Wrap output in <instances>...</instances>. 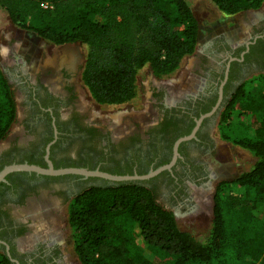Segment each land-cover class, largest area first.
Wrapping results in <instances>:
<instances>
[{
	"label": "trees",
	"instance_id": "1",
	"mask_svg": "<svg viewBox=\"0 0 264 264\" xmlns=\"http://www.w3.org/2000/svg\"><path fill=\"white\" fill-rule=\"evenodd\" d=\"M212 1L222 12L235 14L256 9L264 0ZM163 2L160 6L159 0H0V8L13 24L49 43L80 42L84 46L82 85L96 103L121 104L136 97L137 74L143 66L155 77L167 75L195 50L199 27L188 2ZM256 79L264 80V73L247 81ZM244 83L223 105L218 127L223 139L247 150L255 161L248 170L215 185L205 239L199 241L180 229L173 212L158 202L159 174L143 181L120 182L88 177L84 183L95 182L78 189L67 207V222L74 231L73 250L81 264H163L150 260L145 250L172 256L171 264H222L226 256L241 258L245 252L252 259L250 264H264V240L246 250L227 224L228 214L237 210L253 219L264 217V93L250 96ZM254 115L261 117L256 121ZM15 116L13 91L0 68V140L9 133ZM234 117L246 127L252 125V139L226 133L227 120ZM85 162L88 169H94L91 159ZM66 166L80 167L72 161L54 165ZM128 169L127 164L124 168L116 165L109 173L132 174ZM70 176L77 175L52 177ZM232 187L251 192L253 197L226 193ZM0 264H13L4 251H0Z\"/></svg>",
	"mask_w": 264,
	"mask_h": 264
},
{
	"label": "flooded vegetation",
	"instance_id": "2",
	"mask_svg": "<svg viewBox=\"0 0 264 264\" xmlns=\"http://www.w3.org/2000/svg\"><path fill=\"white\" fill-rule=\"evenodd\" d=\"M251 27L240 42L217 35L202 48L196 45L175 83H161L151 73L144 87L147 112L128 114L116 123L97 119L81 106L80 42L46 44L36 58L13 52L24 46L8 45L6 65L0 63V68L13 91L16 129L2 139L8 142L0 147V167L13 162L46 166L48 147L53 167L72 161L87 168L85 160L91 159L93 168L102 171L125 164L132 173L147 171L167 163L180 137L175 135L187 129L190 133L195 119L219 100L213 113L201 119L195 137L179 144L171 170L158 173L156 184L160 192L163 186L172 188L171 195L187 209L194 206V188L211 187L213 205L215 185L222 180L208 163L215 152L214 117L249 72L264 70V13ZM52 176L61 175L13 171L0 182V251L8 253L13 264H69L62 207L87 178ZM61 191L60 197L52 195Z\"/></svg>",
	"mask_w": 264,
	"mask_h": 264
},
{
	"label": "rangeland",
	"instance_id": "3",
	"mask_svg": "<svg viewBox=\"0 0 264 264\" xmlns=\"http://www.w3.org/2000/svg\"><path fill=\"white\" fill-rule=\"evenodd\" d=\"M164 0H159V5H164ZM192 10L193 15L198 21L199 35L197 46L202 48L207 45L211 38L221 35L229 42L242 41L244 37L250 34L252 24L256 23V17L258 14L264 13V3L256 9L240 11L235 14H226L222 12L214 4L212 0H186ZM254 27L252 28V30ZM16 42V43H15ZM15 44L17 46H24V49L14 47L13 52L25 56V58H36L39 54H43V50H46V44L49 42L41 39L35 33L23 30L13 24L9 19L7 13L0 8V63L6 65V57L8 55V45ZM26 46L28 47L25 50ZM82 54H84V46L81 45ZM188 56L184 57L177 69L167 75L157 77L161 83H175L181 78L186 69V63L188 62ZM151 70L145 65L137 74L138 93L132 100L121 104H99L93 101L89 95L87 89L80 83V103L82 108L86 112L94 114L93 117L112 120V122H119L121 117H129L131 114H137L139 112H147L146 104V92L144 87L149 83L151 79ZM264 73V70L251 71L241 81H245L243 87L245 93L256 97L260 93H264V80L256 79L253 81H247L250 77ZM129 114V116H128ZM261 115H254L253 119L258 120ZM219 116L215 115L212 136L214 139L215 152L212 156H208V163L211 170L217 175V179H232L241 172L248 170L255 161V158L247 150L241 148L238 145H234L229 141L221 137L219 127ZM252 125L246 127L244 123H239L236 118L227 120L225 131L231 137H242L245 139L253 138ZM16 129V125L13 124L10 129V136ZM120 131V129H118ZM9 134V133H8ZM9 136V135H7ZM8 140H0V147L4 146ZM91 180L85 183H90ZM95 182V181H92ZM82 187V186H81ZM80 187V188H81ZM79 188V189H80ZM211 187H198L194 188V206L191 209H187L179 202L180 198L175 199L171 195L172 188L164 187L163 192L160 190L157 193V200L165 208L171 210L174 214L177 225L180 229L185 230L192 234L197 240L203 241L208 234L211 219H212V202H211ZM54 197L57 195L60 197L59 192L57 194L52 192ZM75 193V192H74ZM226 193L237 194L241 197L248 195V198H252L251 192L246 193L244 189L232 187L226 191ZM67 207L66 204L63 208V217L65 220L64 234L67 243V250L69 253V264H81L73 250L74 243V231L67 223ZM228 228L237 238L239 244L246 248V250L253 249L258 246L261 239L264 240V217L259 219H253L248 217L245 212L240 210L230 212L228 214ZM144 254L152 261L163 264H171L173 257L163 252H150L145 250ZM252 259L249 253L245 252L244 255L239 257L226 256L222 260V264H250Z\"/></svg>",
	"mask_w": 264,
	"mask_h": 264
},
{
	"label": "water",
	"instance_id": "4",
	"mask_svg": "<svg viewBox=\"0 0 264 264\" xmlns=\"http://www.w3.org/2000/svg\"><path fill=\"white\" fill-rule=\"evenodd\" d=\"M76 45L79 46L80 43L76 42ZM65 46H69V43H66ZM220 99V98H219ZM219 103L218 102L211 108L210 111L203 113L200 115L199 118L195 119V125L192 128L191 132L178 137L174 142H173V154L171 159L164 164L158 165L154 168H150L148 169L145 173L142 174H138V173H132V174H112L109 172H105L102 170H99L97 168L94 169H88L85 167H76V166H66V167H58L55 168L53 167L52 163L50 162V160L48 159V147L46 148V154H45V160L47 162L46 166H40L37 164H31V163H27V162H13L10 164H6L4 165L1 169H0V182L1 181H5V176L13 171H25V172H34L36 174H43V175H64V174H76L81 176V178H88V177H99L105 180H108L110 182H120V181H143V180H147L155 175H157L158 173H160L161 171L164 170H171V166L174 164L177 156H179L177 148L179 146V144L182 141L188 140L192 137H195V131L197 129V127L200 124V121L203 117L208 116L210 114L213 113V111L216 109L217 105ZM8 255V253H7ZM9 256V255H8ZM10 258V256H9ZM11 261L16 262L14 259L10 258Z\"/></svg>",
	"mask_w": 264,
	"mask_h": 264
}]
</instances>
